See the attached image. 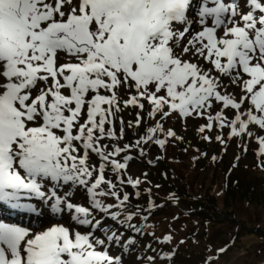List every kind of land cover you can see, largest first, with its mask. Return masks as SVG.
<instances>
[{"label":"snow or ice","instance_id":"obj_1","mask_svg":"<svg viewBox=\"0 0 264 264\" xmlns=\"http://www.w3.org/2000/svg\"><path fill=\"white\" fill-rule=\"evenodd\" d=\"M127 108L140 110L129 128L147 111L206 117L201 133L264 130V0H0V206L40 215L35 197L74 222L35 232L0 220V264H121L109 245L123 234L103 221L140 215L119 219L130 204L124 188L142 183L122 153L176 135L157 121L133 144L104 143L123 138L116 119ZM258 142L264 153V136Z\"/></svg>","mask_w":264,"mask_h":264},{"label":"trees","instance_id":"obj_2","mask_svg":"<svg viewBox=\"0 0 264 264\" xmlns=\"http://www.w3.org/2000/svg\"><path fill=\"white\" fill-rule=\"evenodd\" d=\"M127 115L123 118L126 126L129 122V115ZM157 121L163 124L165 132L169 129H177V120L173 117L164 120H160V117L149 118L139 127H126L123 138L117 143L119 145L124 142L135 143L145 133L147 127L154 126ZM158 136L163 138L164 133H158ZM207 144L208 141L204 138L200 137L199 142L195 143L188 140L186 136L182 137L177 133L175 136L167 138V143L163 148L154 142L142 144L143 153L139 149L133 148V151H137V155L141 156L139 159L142 161L143 172L146 176L156 172V161L162 162L161 172H159L161 175L158 178L160 181L156 185L146 183L147 186L151 187L148 192L150 195L142 194L140 197L139 206L143 209L148 207L152 195L155 198L156 207L145 215L135 216L134 222L136 226L143 228L144 240L142 245H145L147 237L150 238L148 231L153 230L154 233H151L155 236L171 235L173 245L178 242L179 237H182L184 246H191L200 252L201 259L199 262L232 264L227 259V255H230L229 251L238 249L239 246L242 252L244 246L241 242L240 245H237L238 234H230L224 224L234 223L236 231L243 236L251 228L249 223H254V230L252 231L259 236L258 242L264 239L263 233L260 232L264 230V225L261 222L251 221L252 217L257 219L258 212L250 215L252 217L242 219L241 210L238 211V208L233 207L228 202L230 200L237 203L238 200L243 202L246 199L249 204L253 205L254 197L252 194L254 191L250 189L256 186L260 190L261 183L264 185V169L258 165L246 166L241 175L234 176L231 171L232 165L228 164L224 168V161L218 162L212 158L211 152H206ZM187 169L188 172L186 173ZM213 169L216 171L212 172ZM256 176L260 178L261 183ZM218 178H222L220 186L218 185ZM161 184L164 193L157 195L154 191L155 189L158 190ZM257 184L260 186L257 187ZM245 187L249 188L244 189ZM217 197H223L220 199L223 206L217 204L219 201ZM180 200L183 201L184 207L178 203ZM111 201L115 202L112 198ZM126 208L129 212L135 211L130 205ZM145 216L147 219L144 218ZM221 217L223 219H219ZM211 223L214 226L213 230L216 225L218 227L223 226L225 241L210 238L207 231L209 230L208 225L211 226ZM214 236H216L215 233ZM255 244L251 245V251L254 254L253 264H264V242ZM148 250L150 249L148 248Z\"/></svg>","mask_w":264,"mask_h":264},{"label":"rangeland","instance_id":"obj_3","mask_svg":"<svg viewBox=\"0 0 264 264\" xmlns=\"http://www.w3.org/2000/svg\"><path fill=\"white\" fill-rule=\"evenodd\" d=\"M121 96H124L125 98L127 97V91L126 89H121L120 93ZM149 107L146 103V108ZM218 107V106H217ZM129 111H131L132 113V109L133 108H127ZM138 111H140L139 109H137ZM226 115L229 116V118H232L234 116V111L233 110H227L226 111ZM135 116H136V112H135ZM143 121L141 124L144 123L145 119H146V111L143 113ZM120 118H121V112L117 114V119H116V130L117 128L120 130L121 127L124 128V130H126V125H120ZM136 118V117H135ZM119 119V121H118ZM135 119H133L132 121H134ZM178 124H176V128L177 131L175 129H173V131L177 134H180L182 137L186 136L188 140H190L191 142H195L198 143L199 139L197 138V134L194 132L195 130L200 134V136L202 138H204L205 136H209L210 139H208V144L206 145V152H211L212 153V158L214 160H218L219 161H224L223 164L225 165V167H227V165L231 164L232 168L231 171L234 173V176H239L242 174L243 168H245L246 166H251V165H259L264 169V153L260 152V144L258 142V137L260 136H264V130L260 129L257 125L255 124H251L249 125L248 128V132H251L252 135L249 136L247 132L241 134L240 136H235V138H229L231 135L229 134L230 130L228 128L226 129H219V127L217 128V125H214V128L212 130H206L204 133L199 132V129L202 125H205L207 123V118L206 117H187V118H183L180 117L178 120ZM223 136V142H221L220 140H217L216 137L217 136ZM246 136V137H245ZM240 137L241 140H247V138L253 139V140H249V141H244L243 143L240 144L239 141H237V138ZM205 139V138H204ZM198 140V142H197ZM206 140V139H205ZM116 142V141H114ZM125 144V143H124ZM130 155H132V159L129 161L128 163V168H127V175L132 176L133 178H139L142 183L138 186V188H133L131 186H127L124 188V191L128 192L130 194V205L131 206H138L137 208L142 210L141 207H139L140 205V200L137 199L135 193L136 192H141L143 194H147L148 190L146 188V183H151V184H155L157 182L160 181L159 176L161 175V173L159 174V172H161V165L162 162L156 161L157 165H156V172H154L153 174L151 173L150 175H145L143 172V167H142V163L140 162L141 156L137 155L138 153H129ZM124 154L122 153V156ZM143 158V157H142ZM92 162L95 163L97 161V157L95 158H91ZM180 166V165H179ZM183 167V166H182ZM216 170L213 169L212 172H215ZM188 172V169L186 171V173ZM232 173V174H233ZM238 174V175H237ZM109 175L111 174V171L109 170ZM146 178V179H145ZM256 178L259 179L260 178L258 176H256ZM217 180V178H215ZM219 179V178H218ZM218 185L220 186V184L222 183V178H220L218 180ZM168 182V181H167ZM262 181H260L261 183ZM143 184V185H142ZM259 187L260 185L257 184ZM249 187H245L244 189H248ZM161 189V188H160ZM219 189V188H217ZM79 191H82L81 189H77ZM253 192V197H254V203L253 205L249 204V201L245 199V201L240 202L239 200L237 201V203H234L233 201L231 202L229 200V204H231L233 207L238 208V211L241 210V217L242 219H247L246 217H252L250 215H253L254 212H258V216L257 219H253L254 217H252L251 221L253 222H261L262 225H264V185L263 183H261L260 186V190L256 188V186L254 188L250 189ZM76 191V190H74ZM162 191V189H161ZM160 190H156V192L160 195L161 193ZM82 193V192H81ZM162 193H164V190L162 191ZM79 194L77 192H75L74 194V199L76 200L78 198ZM216 197V196H215ZM219 200L218 201V205L223 206L222 204V200H220L223 197H217ZM153 198L151 197V201L153 203ZM181 204L183 203L182 200L179 201ZM135 208V207H134ZM135 208V210L137 209ZM149 208V207H148ZM148 208L145 210L147 211ZM66 216V214H65ZM120 219V218H119ZM219 219H223V217L219 218ZM120 220H123V218H121ZM218 220V219H217ZM227 222V221H224ZM115 223L119 226L123 227V224L115 221ZM221 225L222 221H220ZM44 224V223H43ZM251 224V228L250 230H247L246 235H240L239 232L236 231V228H234L235 224H224V226H226V230L228 232H230V234H238L239 238L237 241V245H240V242L242 243V245L244 246V249H242V252L240 250V247L238 246V249H234V250H230L229 251V256L227 255V259L229 260V263L232 262V264H253L254 263V254L251 251V245H256L255 243H260V242H264V239L261 241H257L259 236L254 234V223H249ZM104 227V226H103ZM106 227H108L106 225ZM206 228V226H205ZM209 230L207 231L209 233L210 238L212 237L214 240H221L223 239L224 241L226 239H224V234H223V226L218 227V225L215 226V229L213 230L214 226L213 223H211V226L208 225ZM127 229V228H125ZM252 231V232H251ZM261 233H263L264 235V230L260 231ZM120 233L123 234L122 236V243L120 245V247L118 248H112V252L118 256L121 257V264H143L142 262L140 263L141 260V256L146 254V252H142L143 250H148L151 249L150 252H148V254H150V257L153 258V260H157V258L160 256V254L162 255L161 249L165 248L164 247V242H156L155 239H157L159 236H156L154 239L153 238H149L145 245H142L141 249H138V246L136 244V242L139 241V237L134 236V234H136L137 232L135 230L132 229H128L127 231H120ZM119 233V234H120ZM214 233L216 234V236H214ZM98 235H100V233H97ZM133 234V235H132ZM139 234V233H138ZM228 235V234H225ZM133 239L135 241L134 244L129 245L128 249L125 250L123 248V243L125 240L127 239ZM140 243V242H139ZM172 249L170 254V259L168 256H161L159 258V262L157 261L156 264H197L198 260L200 261L201 257H200V252L197 250H194L191 246H184L183 242L182 243H175V245L171 244ZM167 249V248H166ZM161 252V253H160ZM149 257V258H150Z\"/></svg>","mask_w":264,"mask_h":264}]
</instances>
